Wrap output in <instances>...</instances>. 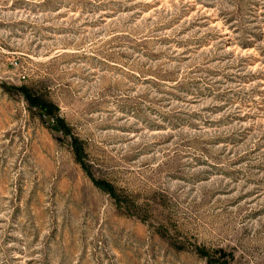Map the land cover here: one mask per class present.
<instances>
[{
    "label": "rangeland",
    "instance_id": "1",
    "mask_svg": "<svg viewBox=\"0 0 264 264\" xmlns=\"http://www.w3.org/2000/svg\"><path fill=\"white\" fill-rule=\"evenodd\" d=\"M0 264H264V0H0Z\"/></svg>",
    "mask_w": 264,
    "mask_h": 264
},
{
    "label": "trees",
    "instance_id": "2",
    "mask_svg": "<svg viewBox=\"0 0 264 264\" xmlns=\"http://www.w3.org/2000/svg\"><path fill=\"white\" fill-rule=\"evenodd\" d=\"M19 92H21L24 95L25 99L28 101V103L30 104L31 107L39 109L40 111H42L46 115H49V116L53 115L54 106L51 103H48V102H46V101L34 96L26 88H21L19 90ZM54 128H55V130L61 131L62 133H65V134H67V132H68V128L66 127L64 121H61L59 119L56 120V124H55ZM73 145L75 147V152H77V154H81V155L84 154L82 146L78 142V140H75L73 142ZM203 256L208 257V254H206L204 252ZM221 257L224 258L225 255L222 254Z\"/></svg>",
    "mask_w": 264,
    "mask_h": 264
}]
</instances>
